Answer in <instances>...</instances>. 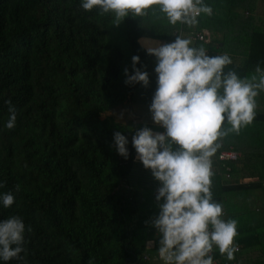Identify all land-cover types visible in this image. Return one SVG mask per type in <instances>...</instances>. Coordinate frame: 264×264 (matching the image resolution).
I'll use <instances>...</instances> for the list:
<instances>
[{
	"label": "trees",
	"instance_id": "trees-1",
	"mask_svg": "<svg viewBox=\"0 0 264 264\" xmlns=\"http://www.w3.org/2000/svg\"><path fill=\"white\" fill-rule=\"evenodd\" d=\"M206 1L213 12L197 17L198 31L223 32L224 38L219 44L196 40L195 47H205L210 56L224 49L245 56L249 67L235 68L242 74L264 68L260 0ZM81 2L0 0V195H14L10 207L0 202V220L19 216L26 225L23 259H0V264H148L143 254L150 234L158 236L151 220L159 208L141 210L139 201L142 192L152 198L160 182L135 155L132 136L139 127L164 129L144 118L129 119L125 108L136 113L143 102L151 104L150 90L157 87L156 58L139 39H172L171 32L183 24L171 25L153 6L145 17H125L121 32L112 23L113 13L85 11ZM116 30L120 37L114 42ZM134 55L140 57L136 67L149 74L147 87L125 84L124 69L132 73ZM9 100L16 108L11 130L5 127ZM253 122H264V110ZM117 131L128 140L127 159L116 150ZM249 135L247 144L228 143L218 150L235 147L241 153L236 161L224 166L218 151L212 158L214 201L243 195L224 216L238 220L235 241L241 249L232 261L217 249L220 264L241 257L264 264V204L253 207L255 191L264 199V135L251 148L256 136ZM226 173L255 180L230 183L233 177Z\"/></svg>",
	"mask_w": 264,
	"mask_h": 264
},
{
	"label": "clouds",
	"instance_id": "clouds-1",
	"mask_svg": "<svg viewBox=\"0 0 264 264\" xmlns=\"http://www.w3.org/2000/svg\"><path fill=\"white\" fill-rule=\"evenodd\" d=\"M153 6H158L171 25L179 22L189 27L198 23L201 13L210 16L213 12L204 0L81 2L85 11L98 8L101 16L113 13V25H119L130 13L145 17ZM198 32L186 36L198 40ZM154 44L146 49L156 58L157 88L150 112L153 122L164 131L140 128L132 137V145L144 168L150 169L161 185L155 196L159 213L151 220L159 236V257L164 264H214L212 252L216 248L227 260H235L239 222L225 220L223 205L213 199L212 158L222 146L221 139L238 134L253 122L256 98L264 92V69L257 65L243 78L233 70L225 72L232 63L229 54L210 56L205 47H195L191 39L181 36L171 43ZM139 63L140 57L134 55L132 73L124 69L125 84L147 87L149 74L136 67ZM6 103L10 115L5 127L11 130L16 126V108L10 100ZM114 144L118 154L127 159L126 136L115 132ZM0 202L8 208L14 203V195L4 193ZM25 230L19 216L0 220V259H23ZM27 231H31L30 226Z\"/></svg>",
	"mask_w": 264,
	"mask_h": 264
},
{
	"label": "rangeland",
	"instance_id": "rangeland-1",
	"mask_svg": "<svg viewBox=\"0 0 264 264\" xmlns=\"http://www.w3.org/2000/svg\"><path fill=\"white\" fill-rule=\"evenodd\" d=\"M204 2H205V4H207V1L206 0H204ZM208 5V4H207ZM262 12V14H263V12H264V5H263V7H261V9H260ZM121 24H119L118 26H120ZM120 28H121V32H122V26H120ZM114 29V28H113ZM118 33H119V30H116L115 31V33H114V36L116 37L115 38V40H114V42L115 41H117L118 39H119V37L120 36H118ZM224 38V34H223V32H220V34H216V35H214V34H212V36H211V40H210V42H212L213 41V43H218V41L220 40V39H223ZM195 42V41H194ZM193 42V43H194ZM229 54V53H228ZM229 56L231 57V59H232V63L230 64V65H228L229 67H231V69L233 70V71H235L236 69V66L237 67H239V66H241V65H243V64H245V62H246V57L244 56V58L243 57H241V56H239V55H235V54H233V53H230L229 54ZM247 67H249L247 64H245L244 66H243V69H246ZM262 68V67H261ZM262 69H264V68H262ZM252 71H254V69H251ZM242 75H244L243 77H245V76H248L249 74H247V70H246V74H241V75H239V76H242ZM242 77V78H243ZM156 88L157 87H153L152 88V91L150 90V94H149V97L151 96V98L154 96V93H155V90H156ZM150 101V100H149ZM256 103H257V108H256V112H258V111H263L264 110V92H261L260 94H259V96L256 98ZM128 106H132V105H128ZM140 107H142V109H140V111L142 110V112H140V111H138V112H134L133 111V107H131V108H129V107H126L125 108V110L127 111L126 113L128 114V118L129 119H131V120H133V121H135V122H139V121H142L143 119L142 118H144V120H146V121H149V123H153V124H155L154 122H153V120H152V113L150 112V103L149 102H143L141 105H140ZM140 113V114H139ZM140 123V122H139ZM256 127H257V129H259V123H255V122H252L250 125H247L246 127H243V128H241V130L239 131V133L237 134V133H232V134H230V135H228L227 137H225V138H223V139H221L219 142L221 143V145H227L228 143H244V144H247L248 142H249V140H250V135H249V133H255L256 132ZM139 128H141V127H139ZM139 128H138V130H139ZM262 135H264V132L262 133ZM262 135H257L256 137H252V139H253V142H252V144L250 145V148L253 146V145H255V144H257V146H258V144L261 142V139L262 138H260ZM260 138V139H259ZM258 139V140H257ZM235 148V147H234ZM233 148V149H234ZM219 150V149H218ZM223 150V149H222ZM222 150H220V151H218V154L222 151ZM240 152V151H239ZM241 154V153H240ZM214 158L216 157V155L215 156H213ZM221 164H223V163H221ZM226 177L227 178H231V177H233V176H230L229 175V173H226ZM235 178V179H234ZM247 180H242V179H238V178H236V177H233V179L232 180H230L229 182L230 183H232V182H235V181H237L238 180V182H243V181H253V180H255V178H246ZM227 182V181H226ZM236 183V182H235ZM261 192H260V190H257V191H255V194L257 195V199L254 201V203H253V207H255L256 209H259V208H261L262 206H263V204H264V199H262L261 198V195L260 196H258L259 194H260ZM154 196H155V192H152V198H149L148 197V195H146V193H143L142 192V198H141V200L142 201H139V208L141 209V210H146V209H148L149 207H151V206H154V207H156V208H158V205H157V201H156V199L154 198ZM148 197V198H147ZM243 197V195H236V194H232L231 195V197L230 198H228V197H225L224 196V198H223V200L224 201H222V202H217V203H220V204H222L223 205V212H225L224 213V216L225 215H227L228 213H227V209H228V207L230 206V205H232L233 204V202H235L236 204L237 203H240L242 200H241V198ZM148 200V201H147ZM227 213V214H226ZM236 242V241H235ZM150 251V250H149ZM247 252V251H246ZM253 258V257H252ZM252 258H249L248 259V257H241V260H242V264H249V263H252V262H249V260L250 259H252Z\"/></svg>",
	"mask_w": 264,
	"mask_h": 264
},
{
	"label": "crops",
	"instance_id": "crops-1",
	"mask_svg": "<svg viewBox=\"0 0 264 264\" xmlns=\"http://www.w3.org/2000/svg\"><path fill=\"white\" fill-rule=\"evenodd\" d=\"M257 11L259 12V13H261V7H263V5H264V1H257ZM262 14V13H261ZM198 29H199V27H198V25L196 24V25H194V26H191V27H189L188 25H186V24H183V26L179 29V30H174V31H172L171 32V34H172V39H169V38H164V37H158L159 38V40L158 39H156V37L155 38H151V37H141L140 39H139V43L145 48V49H147V47H149V46H156L155 44H154V42H159L160 44H166V43H171V42H174V40L176 39V36H181V37H183V38H188V39H191L192 40V42H196V39H194V38H192V37H190V36H186V35H189V34H191V33H195V32H198ZM203 29H205V30H207L208 32H209V41L207 42V43H213V41L212 42H210V40H211V36H212V34H214L212 31H210L208 28H201V30H203ZM200 31V30H199ZM220 34V32H216V34ZM216 34H214V35H216ZM194 42V43H195ZM194 43H193V46H195L194 45ZM217 44H219V42L217 43ZM208 51V50H207ZM209 53V52H208ZM224 53H232V52H230L229 50H226V49H224L223 50V52H221V54H224ZM216 56V55H215ZM232 70V69H231ZM235 72H237V74L238 75H241L242 73H241V71L240 70H235ZM241 77V76H240ZM256 123H259V129H257V127H256V132H255V136H257V135H262V133L264 132V122H256ZM230 149H233V148H230ZM223 150H225V149H223ZM234 150H236V149H234ZM237 151V150H236ZM239 152V151H238ZM236 161V160H235ZM231 162H233V161H231ZM156 238H159V236H157V235H154V234H150V238H149V242L150 241H154L152 244H150V243H148V248H147V251H148V253L151 255V257H152V259H151V261H149V263L148 264H164V262H163V260L159 257V254H158V247H159V243H156L157 241H155V239ZM155 245V246H154ZM152 247V248H151ZM150 250V251H149ZM214 250V252H215V255H216V257H217V261H218V264H220L221 263V258H219L218 257V252H217V249L216 248H214L213 249ZM249 258H252V257H248V259ZM253 259V258H252ZM252 259H250L249 260V262L252 260ZM235 264H242V260H239V261H237Z\"/></svg>",
	"mask_w": 264,
	"mask_h": 264
},
{
	"label": "built area",
	"instance_id": "built-area-1",
	"mask_svg": "<svg viewBox=\"0 0 264 264\" xmlns=\"http://www.w3.org/2000/svg\"><path fill=\"white\" fill-rule=\"evenodd\" d=\"M208 37H209V32L207 31V30H202V31H199L198 33H197V39L199 40V41H208ZM155 132V131H154ZM135 135V134H134ZM133 135V136H134ZM132 136V137H133ZM134 152H135V155L137 156V153H136V150H135V148H134ZM241 154H240V152H238V151H236V150H234V149H225V150H222L219 154H218V159H219V161L221 162V163H223V165L225 166L226 165V163H228V162H231V161H235V160H237L238 158H239V156H240ZM161 185L160 184H158V186L154 189V192H156L155 194L157 195V189L160 187ZM225 220H227L226 218H224ZM235 244L238 246V251L237 252H239L240 251V249H241V246H240V244H238L237 242H235ZM152 248V247H151ZM212 256H213V261H214V264H218V261H217V257H216V255H215V252H214V250H213V252H212ZM143 258L145 259V260H150L151 259V255L148 253V252H146L144 255H143Z\"/></svg>",
	"mask_w": 264,
	"mask_h": 264
},
{
	"label": "bare ground",
	"instance_id": "bare-ground-1",
	"mask_svg": "<svg viewBox=\"0 0 264 264\" xmlns=\"http://www.w3.org/2000/svg\"><path fill=\"white\" fill-rule=\"evenodd\" d=\"M156 193V192H155ZM155 196H156V194H155ZM156 230V234H157V229H155Z\"/></svg>",
	"mask_w": 264,
	"mask_h": 264
}]
</instances>
